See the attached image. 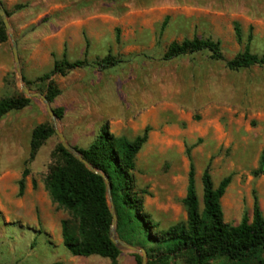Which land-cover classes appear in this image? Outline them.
I'll list each match as a JSON object with an SVG mask.
<instances>
[{
  "label": "rangeland",
  "instance_id": "1",
  "mask_svg": "<svg viewBox=\"0 0 264 264\" xmlns=\"http://www.w3.org/2000/svg\"><path fill=\"white\" fill-rule=\"evenodd\" d=\"M0 2L8 14L21 69L19 74L4 26L0 100L24 95L23 85L32 93L47 95L53 82L60 95L51 107L54 112L63 110L57 129L78 150L89 148L105 124L116 137L130 140L151 128L132 176L154 233L188 220L182 201L191 165L189 149L200 214L202 176L209 168L215 188L231 177L221 200L226 224L238 226L245 213L252 218L255 195L264 217V66L230 71L225 62L211 60L207 51L163 60L171 43L195 35L219 41L226 61L244 51L250 35L251 52L264 55V0ZM235 24L241 28L242 43L237 41ZM65 54L69 61H87L88 66L44 79ZM108 55L119 64L102 69L97 63ZM46 124L55 131L40 98L0 120V264H112L98 256L73 257L63 244L62 222L67 221L72 230L77 224L45 188L61 145L56 131L35 160L27 163L32 132ZM22 180L25 189L20 196ZM108 202L114 205L113 196ZM125 233L133 244L121 238L116 225L118 238L144 249L140 231L131 233L128 228ZM135 255L121 250L117 264H137ZM169 264L189 263L175 258Z\"/></svg>",
  "mask_w": 264,
  "mask_h": 264
},
{
  "label": "trees",
  "instance_id": "2",
  "mask_svg": "<svg viewBox=\"0 0 264 264\" xmlns=\"http://www.w3.org/2000/svg\"><path fill=\"white\" fill-rule=\"evenodd\" d=\"M168 19L162 26V32ZM237 41L242 43V31L238 24L234 25ZM117 41L120 42V30L117 29ZM252 35L244 51L234 59L226 61L219 41L194 36L192 40L173 42L164 55V61H171L187 55L207 51L210 59L225 62L230 71H241L255 66H264V55L251 52ZM7 41V35L0 22V43ZM87 46L89 41L86 40ZM119 61L108 55L97 65L102 69L117 66ZM88 66L87 61H69L65 54L62 61H55L51 74L66 76L69 72ZM60 95V91L52 82L46 95L50 103ZM31 104V99L24 95L0 100V120L14 111H21ZM59 119L63 118V110H55ZM150 127L142 135L130 140L124 136L116 137L105 124L95 141L87 149H79L84 159L98 170L107 174L112 184L113 202L118 217L117 232L127 240L124 229L136 230L144 236L142 247L148 254V264H169L172 259L185 258L189 264H211L223 260L224 264H264V217L258 197L254 196L252 218L245 213L238 226H230L224 222L221 200L224 197L231 177L224 179L215 188L209 168L203 173L204 211L200 214L199 197L196 189V169L192 162L190 149L188 157L191 161L186 197L182 203L188 220L179 223L167 231L154 233L155 225L148 221L142 211V201L134 190L132 172L136 168V158L149 140ZM55 131L51 125H40L32 132L30 156L27 163L35 160L37 152ZM264 165V154L262 155ZM26 170L23 179L27 176ZM258 174V173H256ZM45 188L54 203L72 213L76 220V229L72 230L67 221L62 222L63 244L73 257L90 258L98 256L117 264L121 250L111 241L110 230L113 217L110 213L107 197V185L101 176L95 175L87 167L58 146L54 154V164L45 178ZM24 181L20 182V193L24 194ZM137 264H142V257L135 255Z\"/></svg>",
  "mask_w": 264,
  "mask_h": 264
},
{
  "label": "water",
  "instance_id": "3",
  "mask_svg": "<svg viewBox=\"0 0 264 264\" xmlns=\"http://www.w3.org/2000/svg\"><path fill=\"white\" fill-rule=\"evenodd\" d=\"M0 18L6 28V30L9 33V37L10 40L12 42V46H13V55H14V60L16 63V68L18 73H21V69H20V60H19V55H18V50H17V45L16 42L14 41L13 35L10 34V30H11V26L9 23V18H8V14L7 11L4 7V5L0 2ZM22 92L24 93V95L27 98H40L45 106L46 109L50 115V117L52 118L54 125H55V131L59 137V141L61 143V145L63 146V148L68 151L70 154H72L77 160H79L82 164H84L88 170H90L92 173H94L95 175L101 176L106 185H107V197H108V201H111L112 199V184L110 181V178L107 174H105L104 172L98 170L97 168H95L93 165H91L87 160L84 159L83 155L80 153V151L74 147H72L66 140V137L60 133L57 129V122L59 120V118L56 116L54 110L51 107V103L49 102V100L47 99L46 95L41 94V93H32L30 91V89L26 86L23 85L22 86ZM109 209H110V213L113 217V223L111 226V230H110V238L111 241L120 249V250H126L128 252H131L133 254L136 255H141L142 257V264H148V254L144 249H139L137 247H134L130 244H128L127 242L121 240L120 238L117 237L116 235V225H117V221H118V217L116 214V210L115 207L113 205V203L111 202V204L109 205Z\"/></svg>",
  "mask_w": 264,
  "mask_h": 264
}]
</instances>
